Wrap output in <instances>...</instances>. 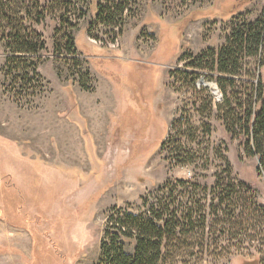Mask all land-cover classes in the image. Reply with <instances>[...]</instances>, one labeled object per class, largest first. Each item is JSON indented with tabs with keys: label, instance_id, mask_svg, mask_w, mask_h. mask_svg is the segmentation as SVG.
<instances>
[{
	"label": "rangeland",
	"instance_id": "374dc122",
	"mask_svg": "<svg viewBox=\"0 0 264 264\" xmlns=\"http://www.w3.org/2000/svg\"><path fill=\"white\" fill-rule=\"evenodd\" d=\"M97 1L41 0L42 15L13 24L45 41L33 95L5 91L0 41V264H107L109 209L144 213L163 183L190 213L182 264H264V171L242 124L231 133L218 117L212 73L187 66L264 0H99L96 17ZM23 4L10 7L34 10ZM257 61L233 76L234 105L240 81L263 75Z\"/></svg>",
	"mask_w": 264,
	"mask_h": 264
},
{
	"label": "trees",
	"instance_id": "16d2710c",
	"mask_svg": "<svg viewBox=\"0 0 264 264\" xmlns=\"http://www.w3.org/2000/svg\"><path fill=\"white\" fill-rule=\"evenodd\" d=\"M17 1L26 5L27 0ZM29 1L35 3L33 11L28 6L15 11L10 7L12 0H0V41L4 47L1 71L5 82L9 81L5 91L12 93L13 97H24L29 90L33 95L40 83L37 68L39 54L45 49L43 36L35 29L30 30V34L26 36L23 26L13 25L23 18L31 21L33 16L43 14L41 0ZM98 10L99 0L96 4V17ZM36 21L35 23L40 24V21ZM253 56H258L256 67L263 75H258L256 80L251 79L253 76L250 75L240 81L245 87L244 100L234 105L237 98L233 90L235 83L239 81H235L233 76L244 65H248L247 62L244 63V59ZM183 57L184 55L180 59ZM187 66L195 69H203L205 66L212 73L209 79L216 83L223 95L221 104L217 105L218 117L231 133L235 132L234 127L242 124L239 133L242 132L245 136L244 149L248 155L257 156L258 169L264 171V15L252 22L232 23L217 51L208 48L196 55ZM173 71L170 70L169 73L172 75ZM194 77L197 78L198 74H194ZM18 83L20 88L16 87ZM235 106L242 109V114L234 112ZM179 184L184 186L188 181L183 179ZM244 187L248 188L246 185ZM156 194L159 195V203L149 205L148 199L142 198L145 212L138 215L117 206L109 209L100 241L101 262L182 264L177 250L184 239L183 229L191 220L189 209L180 204L176 206L170 200L173 189L167 183L159 185ZM260 210L264 212V206ZM213 215L217 216L215 213ZM220 223L222 224V220ZM130 245L133 248L129 253L126 247Z\"/></svg>",
	"mask_w": 264,
	"mask_h": 264
},
{
	"label": "bare ground",
	"instance_id": "6f19581e",
	"mask_svg": "<svg viewBox=\"0 0 264 264\" xmlns=\"http://www.w3.org/2000/svg\"><path fill=\"white\" fill-rule=\"evenodd\" d=\"M203 85H205V86H208L210 89H211V91H212V93L213 94H217V92H216V87H215V85L214 84H212V83H205V82H203L202 83ZM3 117L5 118L6 116L5 115H3ZM11 117V116H10ZM10 121V120H9ZM9 121H8V123H9ZM11 122V121H10ZM44 123V122H43ZM7 125V124H6ZM47 125V123L46 124H43V125H41L43 128H44V126H46ZM5 126V125H4ZM10 126V125H9ZM12 126V125H11ZM10 126V127H11ZM31 126V125H30ZM33 126V125H32ZM32 126H31V128H32ZM34 127L35 128H37V127H39V123H36L35 125H34ZM67 142V141H66ZM68 143V142H67ZM64 144H65V141H64ZM66 145V144H65Z\"/></svg>",
	"mask_w": 264,
	"mask_h": 264
},
{
	"label": "water",
	"instance_id": "95a60500",
	"mask_svg": "<svg viewBox=\"0 0 264 264\" xmlns=\"http://www.w3.org/2000/svg\"><path fill=\"white\" fill-rule=\"evenodd\" d=\"M202 83H203V79H200L199 84H202ZM216 92H217V89H216Z\"/></svg>",
	"mask_w": 264,
	"mask_h": 264
}]
</instances>
